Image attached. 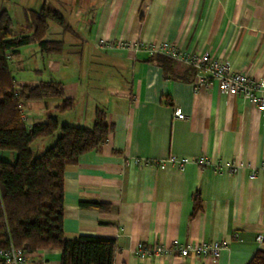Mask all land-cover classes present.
<instances>
[{"label": "crops", "instance_id": "obj_1", "mask_svg": "<svg viewBox=\"0 0 264 264\" xmlns=\"http://www.w3.org/2000/svg\"><path fill=\"white\" fill-rule=\"evenodd\" d=\"M92 11L84 39L70 30L82 45L70 80L39 79L44 68L32 69L36 82L61 81L73 110L83 94L85 70L77 62L87 54L84 41L97 46V55L88 52L93 58L130 67L121 81L107 87L105 99L89 107L84 101L73 117L77 122L69 123L91 127L95 108H101L112 131L97 150L65 169L64 236L113 238L114 264H246L258 247L256 236L264 234V111L241 95L221 92L215 82L204 88L195 79H165L144 47L168 42L207 52L235 71L264 79V0H97ZM46 56L54 61L58 55ZM53 69L59 77V65ZM174 107L182 109L184 119L174 118ZM58 134L42 140L51 145ZM170 155L189 161L183 169L169 162L160 168L157 162ZM201 155L212 163L197 165L194 159ZM231 163L236 164L233 172L228 171ZM196 194L201 205L192 214ZM79 201L106 203L109 210L81 208ZM214 240L223 244L217 258L174 253L140 259L136 254L138 243L154 249ZM59 260L58 249L28 255V264Z\"/></svg>", "mask_w": 264, "mask_h": 264}, {"label": "trees", "instance_id": "obj_2", "mask_svg": "<svg viewBox=\"0 0 264 264\" xmlns=\"http://www.w3.org/2000/svg\"><path fill=\"white\" fill-rule=\"evenodd\" d=\"M24 17L30 33L14 36L10 16L6 10L0 11V151L15 153L14 162L0 158V249L12 245L28 255L58 249L59 264H114L113 238L80 234L68 239L63 230L65 169L76 164L82 154L97 150L112 131V125L101 108H95L91 127L59 124L53 115L31 122L22 117L19 105L23 108L27 101L60 98V103L54 107L59 112L69 111L74 105V101L65 96L61 81L17 83L12 75L10 60L19 56L20 49L31 42L42 55L63 51L62 40L46 39L48 21L63 30H71L62 14L46 1L38 10H26ZM147 60L162 67L165 79H194L192 66L164 54L153 53ZM58 130L51 146L39 154L32 151L33 141L53 137ZM200 205L196 194L192 214ZM79 206L100 212L109 210L108 204L99 201H79ZM246 264H264V242Z\"/></svg>", "mask_w": 264, "mask_h": 264}, {"label": "rangeland", "instance_id": "obj_3", "mask_svg": "<svg viewBox=\"0 0 264 264\" xmlns=\"http://www.w3.org/2000/svg\"><path fill=\"white\" fill-rule=\"evenodd\" d=\"M39 3L36 4L37 2ZM0 0V11L6 10L11 18V32L14 36L16 35H27L30 31L27 29V23L25 21L24 12L28 9L38 10L43 0ZM53 7L55 10L60 12L67 24L73 31L80 35L81 39H84L86 32V24L90 22L92 16V9L95 7L97 0H93V5L89 3V6L84 5V0H44ZM48 32L46 39H61L64 43L63 51L57 54L56 60L51 61L50 56L43 55L40 59L38 48L34 42L23 46L20 49V55L12 57L9 62V67L12 75L14 76L17 83H34L42 78L52 79L63 78L66 76V80H70L69 73H71L74 60L78 59L80 40L75 38V35L70 30H63L59 25L53 21H48ZM84 41V40H83ZM84 41L83 45V58L80 63L85 70L84 74L80 75V89L83 94L78 96L76 102V108L66 112H59L55 110L54 106L59 104L61 99L48 97L42 100L47 102L48 107L37 101H27L23 103V109L27 118V122L34 121L41 116L43 119L47 115H53L58 119L59 124H69L77 122L74 119L76 111L83 109L86 103L89 107L93 102L98 101L99 97L105 99L107 95V87L114 86L118 81H121L122 76H125L130 71L129 64L126 67H121L113 61H105L101 58H93L90 56L95 53L97 55V46L93 43ZM100 46H104L102 40L99 43ZM107 47V46H106ZM59 65L61 72L54 73V65ZM43 69L42 76L38 77L33 74L32 69ZM54 70V71H53ZM22 76V77H18ZM18 77V79H17ZM119 77V78H118ZM65 82V81H64ZM68 83V81H66ZM84 88V89H83ZM84 101H87L86 103ZM100 104H103L101 102ZM102 106V105H101ZM75 120V121H74ZM73 124V123H72ZM59 133V130L57 131ZM44 141V142H43ZM47 140L37 139L31 143V149L35 154H39L51 145H46ZM42 144L44 147H42ZM0 158L5 159L9 162H14L15 153L13 151H0Z\"/></svg>", "mask_w": 264, "mask_h": 264}, {"label": "built area", "instance_id": "obj_4", "mask_svg": "<svg viewBox=\"0 0 264 264\" xmlns=\"http://www.w3.org/2000/svg\"><path fill=\"white\" fill-rule=\"evenodd\" d=\"M132 47L135 50L140 48L138 44H134ZM144 48L149 53H161L179 63L192 66L195 70L194 79L198 87L209 88L212 83L216 82L221 92L230 95H241L256 105L259 111H264V79L256 80L244 72L235 71L227 63L210 57L207 52L197 53L192 49H181L173 43L148 44ZM19 107L22 117L27 120L21 104ZM173 116L176 119L185 118L180 107L173 108ZM188 161L186 157L170 155L165 161H159L157 164L160 168H163L165 163L169 162L177 168L183 169ZM136 162L149 163L150 161L139 159ZM194 162L201 167L209 166L212 163L207 157L202 155L196 157ZM235 167L236 164L231 163L228 166V171L233 172ZM254 176L255 173L249 175L250 178H254ZM256 242L258 245L264 242V234L257 235ZM222 246V242L218 240L201 241L196 244L174 243L171 248L158 245L154 249L147 248L144 244L138 243L136 254L140 259L148 258L150 255L170 256L174 253L181 257L192 255L195 257L217 258ZM0 264H28V254L22 249L10 245L5 249H0Z\"/></svg>", "mask_w": 264, "mask_h": 264}]
</instances>
